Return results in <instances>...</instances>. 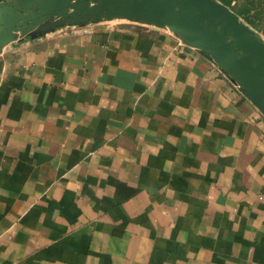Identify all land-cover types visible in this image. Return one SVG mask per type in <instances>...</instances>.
<instances>
[{
	"label": "crops",
	"instance_id": "0c3cea01",
	"mask_svg": "<svg viewBox=\"0 0 264 264\" xmlns=\"http://www.w3.org/2000/svg\"><path fill=\"white\" fill-rule=\"evenodd\" d=\"M0 264H264V116L161 30L5 45Z\"/></svg>",
	"mask_w": 264,
	"mask_h": 264
},
{
	"label": "water",
	"instance_id": "95a60500",
	"mask_svg": "<svg viewBox=\"0 0 264 264\" xmlns=\"http://www.w3.org/2000/svg\"><path fill=\"white\" fill-rule=\"evenodd\" d=\"M111 20L170 32L214 62L264 116V39L219 0H0V48Z\"/></svg>",
	"mask_w": 264,
	"mask_h": 264
},
{
	"label": "trees",
	"instance_id": "16d2710c",
	"mask_svg": "<svg viewBox=\"0 0 264 264\" xmlns=\"http://www.w3.org/2000/svg\"><path fill=\"white\" fill-rule=\"evenodd\" d=\"M251 27L264 33V0H219Z\"/></svg>",
	"mask_w": 264,
	"mask_h": 264
},
{
	"label": "rangeland",
	"instance_id": "374dc122",
	"mask_svg": "<svg viewBox=\"0 0 264 264\" xmlns=\"http://www.w3.org/2000/svg\"><path fill=\"white\" fill-rule=\"evenodd\" d=\"M125 21V20H124ZM141 27H144V26H141ZM147 27V26H146ZM162 32H164V33H166V34H168V35H170L171 37H173L174 39H176V41H178V43L180 44V45H185V44H183L182 42H180L173 34H171L170 32H168V31H164V30H161ZM261 35H262V37H263V39H264V33H261V32H259ZM186 47H188L187 45H185Z\"/></svg>",
	"mask_w": 264,
	"mask_h": 264
}]
</instances>
